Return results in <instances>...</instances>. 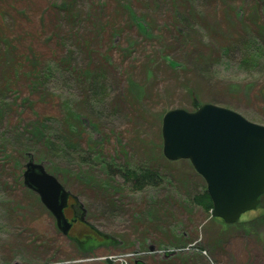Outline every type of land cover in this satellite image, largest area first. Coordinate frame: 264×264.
Returning <instances> with one entry per match:
<instances>
[{
  "label": "rangeland",
  "instance_id": "obj_1",
  "mask_svg": "<svg viewBox=\"0 0 264 264\" xmlns=\"http://www.w3.org/2000/svg\"><path fill=\"white\" fill-rule=\"evenodd\" d=\"M204 104L264 126V0H0V264H264V194L226 225L162 154L164 115ZM29 161L75 197L92 249L24 186ZM139 170L158 185L133 189Z\"/></svg>",
  "mask_w": 264,
  "mask_h": 264
},
{
  "label": "water",
  "instance_id": "obj_2",
  "mask_svg": "<svg viewBox=\"0 0 264 264\" xmlns=\"http://www.w3.org/2000/svg\"><path fill=\"white\" fill-rule=\"evenodd\" d=\"M161 122L162 154L169 162L187 160L201 176L213 219L234 225L257 209L264 194V126L213 104L190 113L170 110ZM24 172V186L38 195L58 231L68 237L74 222L64 210L74 197L41 164L29 161Z\"/></svg>",
  "mask_w": 264,
  "mask_h": 264
},
{
  "label": "trees",
  "instance_id": "obj_3",
  "mask_svg": "<svg viewBox=\"0 0 264 264\" xmlns=\"http://www.w3.org/2000/svg\"><path fill=\"white\" fill-rule=\"evenodd\" d=\"M140 27H141L140 28L141 30H144V29H142L141 25H140ZM193 107H197V106H193ZM122 177L126 183L129 182L132 185V188L137 190V191L142 190L146 186H149L152 184L158 185V183L161 180V178L159 176H157V174H152L150 171L148 172L145 170L144 171L139 170L138 172L137 171H128L127 173H124V175ZM193 201L195 202L196 205H198L199 207L204 209V211H207L210 213L213 209L211 199H210V197H208V194L206 191L203 194H200V195H197L196 197H194ZM83 252H85V251H83Z\"/></svg>",
  "mask_w": 264,
  "mask_h": 264
},
{
  "label": "flooded vegetation",
  "instance_id": "obj_4",
  "mask_svg": "<svg viewBox=\"0 0 264 264\" xmlns=\"http://www.w3.org/2000/svg\"><path fill=\"white\" fill-rule=\"evenodd\" d=\"M72 202V203H70ZM68 208L64 210V214H71V220L75 219V225H73L72 229L68 233V236L70 238L71 233L73 232L75 226L80 225L82 227L81 231H77L74 235H72L73 239H76L75 241L79 245L78 247H81L83 251H87L92 249L96 244L95 236L94 233L90 230L89 225L87 222L84 220H81L82 215L80 213V208L79 206L74 203L71 199L68 200Z\"/></svg>",
  "mask_w": 264,
  "mask_h": 264
},
{
  "label": "bare ground",
  "instance_id": "obj_5",
  "mask_svg": "<svg viewBox=\"0 0 264 264\" xmlns=\"http://www.w3.org/2000/svg\"><path fill=\"white\" fill-rule=\"evenodd\" d=\"M213 210V209H212ZM212 212V211H211ZM211 212H210V216H211ZM212 218V217H211Z\"/></svg>",
  "mask_w": 264,
  "mask_h": 264
}]
</instances>
